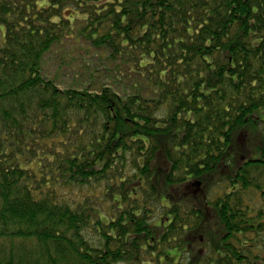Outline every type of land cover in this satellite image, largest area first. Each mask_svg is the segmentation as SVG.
Returning a JSON list of instances; mask_svg holds the SVG:
<instances>
[{"label":"trees","instance_id":"trees-1","mask_svg":"<svg viewBox=\"0 0 264 264\" xmlns=\"http://www.w3.org/2000/svg\"><path fill=\"white\" fill-rule=\"evenodd\" d=\"M0 26V264H264V0H0Z\"/></svg>","mask_w":264,"mask_h":264},{"label":"rangeland","instance_id":"rangeland-1","mask_svg":"<svg viewBox=\"0 0 264 264\" xmlns=\"http://www.w3.org/2000/svg\"><path fill=\"white\" fill-rule=\"evenodd\" d=\"M0 33H1L0 34L1 35L0 45H1V43L3 41V34H4L3 26H0ZM45 63H46V68H47L48 72L53 75L54 74L53 72L56 70V66L58 63V57H56L55 54H51L45 58Z\"/></svg>","mask_w":264,"mask_h":264}]
</instances>
